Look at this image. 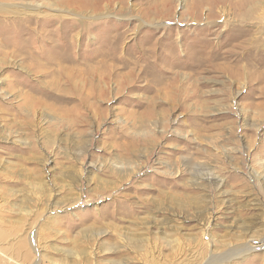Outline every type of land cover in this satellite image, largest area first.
Masks as SVG:
<instances>
[{
	"label": "rangeland",
	"instance_id": "obj_1",
	"mask_svg": "<svg viewBox=\"0 0 264 264\" xmlns=\"http://www.w3.org/2000/svg\"><path fill=\"white\" fill-rule=\"evenodd\" d=\"M0 264H264V0H0Z\"/></svg>",
	"mask_w": 264,
	"mask_h": 264
}]
</instances>
